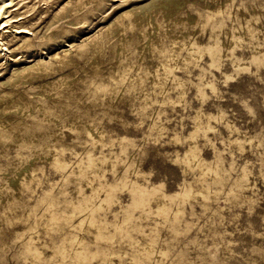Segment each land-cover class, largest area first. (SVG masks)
<instances>
[{"label": "rangeland", "instance_id": "rangeland-1", "mask_svg": "<svg viewBox=\"0 0 264 264\" xmlns=\"http://www.w3.org/2000/svg\"><path fill=\"white\" fill-rule=\"evenodd\" d=\"M0 23V264H264V0Z\"/></svg>", "mask_w": 264, "mask_h": 264}, {"label": "bare ground", "instance_id": "bare-ground-1", "mask_svg": "<svg viewBox=\"0 0 264 264\" xmlns=\"http://www.w3.org/2000/svg\"><path fill=\"white\" fill-rule=\"evenodd\" d=\"M1 24V23H0Z\"/></svg>", "mask_w": 264, "mask_h": 264}]
</instances>
